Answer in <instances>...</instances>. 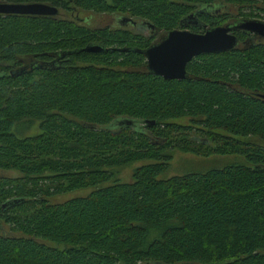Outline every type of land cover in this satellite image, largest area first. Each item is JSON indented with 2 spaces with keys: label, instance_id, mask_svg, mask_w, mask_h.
<instances>
[{
  "label": "trees",
  "instance_id": "1",
  "mask_svg": "<svg viewBox=\"0 0 264 264\" xmlns=\"http://www.w3.org/2000/svg\"><path fill=\"white\" fill-rule=\"evenodd\" d=\"M210 1L0 0L57 9L0 15V264H264V47L201 55L168 81L119 23L169 31L182 4ZM75 10L116 28L60 17ZM173 151L241 161L159 178Z\"/></svg>",
  "mask_w": 264,
  "mask_h": 264
},
{
  "label": "water",
  "instance_id": "2",
  "mask_svg": "<svg viewBox=\"0 0 264 264\" xmlns=\"http://www.w3.org/2000/svg\"><path fill=\"white\" fill-rule=\"evenodd\" d=\"M0 15L53 17L57 15V9L41 3H0ZM249 29L259 33L260 30H264V24H255ZM227 31L226 28H214L203 34H192L187 31L172 30L167 32L157 44L136 51L144 56L145 67L149 74L163 80L179 81L187 77L185 65L192 58L200 54L227 52L234 48L236 39ZM262 36L264 37V33ZM103 50L99 45H88L83 49L87 53H99ZM259 97L264 99L262 95ZM130 123L127 122L132 125ZM150 124L152 125L153 121Z\"/></svg>",
  "mask_w": 264,
  "mask_h": 264
},
{
  "label": "flooded vegetation",
  "instance_id": "3",
  "mask_svg": "<svg viewBox=\"0 0 264 264\" xmlns=\"http://www.w3.org/2000/svg\"><path fill=\"white\" fill-rule=\"evenodd\" d=\"M182 5H184L187 11L178 19L176 28L174 27L172 30L187 31L192 34H203L214 28H226L228 29L227 33L234 36L236 39V45L229 51L238 50L242 53H246L251 48L264 47V37L262 36L264 30H260L258 33L249 29L252 25L264 24V0H254L236 4L227 0H213L203 4L196 2L184 3ZM102 16L110 18L109 21L111 22L103 27L116 28V17H114L113 14ZM119 23L127 29L130 27L133 28L134 26L146 29L148 33L145 36H140L148 40L149 43L146 48L157 44L167 32L172 31L171 29L169 31L155 29L154 26L148 22H135L130 18H120ZM128 30L130 31V29ZM201 55L209 54H200L194 58H198ZM253 94L258 99H262L259 97V93Z\"/></svg>",
  "mask_w": 264,
  "mask_h": 264
},
{
  "label": "rangeland",
  "instance_id": "4",
  "mask_svg": "<svg viewBox=\"0 0 264 264\" xmlns=\"http://www.w3.org/2000/svg\"><path fill=\"white\" fill-rule=\"evenodd\" d=\"M108 1V0H105ZM60 17L65 18L68 20L76 21L79 25H83L87 28H99L103 27L106 24H109L110 18L106 16H100V15H95L90 12H84V11H79L75 10L73 12H60ZM111 23V22H110ZM131 33L134 35L138 36H145L148 32L146 29L141 28V27H130ZM180 124H186V120H179L177 121ZM140 131L144 130V127L142 124L138 125ZM114 129L113 131H117ZM38 133L37 129V124L35 123L31 127L22 130L21 136L26 137L30 135H35ZM241 159L237 156H211L208 158H201V157H196L188 153H181L178 151H173L172 152V158L168 164V168L164 173L159 175V178H166V177H172V176H177L181 175L186 172H203L207 171L209 169H214V168H220L224 166H228L233 163L240 162ZM141 163H135L131 164L129 166H124L122 168H113L111 169L113 179H116L117 182H128L130 180L131 173L133 172V169H135L137 166H139ZM9 177L15 178L18 177V174L16 172H10L8 173ZM108 183L104 184L108 185ZM88 193V190H83V191H76L74 193H66L62 195H56L52 198H49V203H58L62 202L72 196H84ZM3 231L0 230V232ZM4 232V231H3Z\"/></svg>",
  "mask_w": 264,
  "mask_h": 264
}]
</instances>
